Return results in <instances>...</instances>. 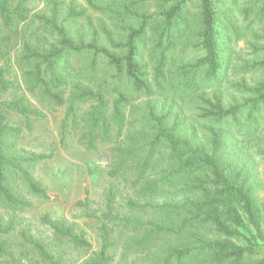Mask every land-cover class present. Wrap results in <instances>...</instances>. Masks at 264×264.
Here are the masks:
<instances>
[{
  "label": "trees",
  "instance_id": "obj_1",
  "mask_svg": "<svg viewBox=\"0 0 264 264\" xmlns=\"http://www.w3.org/2000/svg\"><path fill=\"white\" fill-rule=\"evenodd\" d=\"M83 1L91 9L104 10L112 17H120L121 22L132 19L136 24L125 26L115 39L113 31L98 21L97 28L90 32L87 41L82 32H78L74 39L69 36L64 22L81 18L83 10H77L70 2L66 16L60 21L65 13L64 2L48 0L46 7L49 14L38 13L31 18L28 34H23L20 53L12 58L0 49V62L4 65L0 67V109L26 118L32 115L44 117L38 110L27 106L22 98L2 99V95L14 86L5 77L14 67L31 94L38 93L55 107L67 106L66 117L72 115V121L79 130L78 142L87 150H94L98 143L117 140L111 148L114 162L110 175L126 176L131 171L136 177L134 183L142 187L139 193L143 197L128 199L127 207L132 211L152 209L162 215L158 220L143 221L113 214L110 195L107 210L101 214L103 218L91 215L101 224V244L85 264H111L114 260L110 252L113 246L111 230L102 219L128 233L117 264H264V253L258 256L257 247V241L264 245V199L259 197L260 186L250 175L248 158L242 161L233 156L238 143L232 142L237 128L241 129L240 117L245 108L248 109L245 120L252 126L255 123L254 112H264V81L256 87L240 84L239 89L252 98L245 102L232 100L228 105L217 92L211 95L202 92L199 81L202 77L217 80L219 75L224 74L230 60L226 40L221 35V19L226 12L219 11V0H197V30L191 46L195 54L185 61L178 60L174 55L177 43L178 46L184 43L181 35L173 34V27L174 23L185 19L184 9L193 0H110L104 7L101 6L103 0ZM143 2L157 3L160 12L148 13ZM12 3L11 0H0V22L5 29H10L15 20H28L23 0L14 5ZM113 8L119 9V12ZM158 19L160 23L153 31L155 38L150 37L154 39L151 57L156 59L151 78L147 64L142 62L139 45L150 25ZM87 23L92 27L90 21ZM100 37L106 45L102 44ZM72 54L91 56L88 61L90 77L96 72L98 59L102 58L106 67L114 70V78L125 82L132 95L116 89L120 87L116 84L113 88L116 99L110 102L101 85L93 89L82 85L81 81L72 82V89L67 91L70 82L61 63L65 56ZM169 61L176 64L182 62L176 66V75L170 70L167 75L164 74L163 68ZM260 66L264 67V60ZM79 74L84 75L83 72ZM174 89L178 95L172 98L168 90ZM136 94L144 99L141 112L146 128L140 132L143 137L138 141H143V146L138 149L133 136H126L128 145L118 140L123 136L126 125L123 111L131 107V99ZM84 103H89L88 109L77 113L75 104ZM185 108H191L196 113L195 121L203 125L199 143L196 142V132H190L188 136L180 132ZM5 119L0 114V198L12 205H25L4 184L5 169L12 165V160L3 155L1 142ZM231 126L235 129L232 130ZM62 127L65 129V122ZM156 152L160 154L161 178L151 180L147 176L150 174L148 167ZM134 158L139 159V165L134 163ZM43 159V155H37L28 161ZM24 178L29 190L46 196L45 190L27 176ZM165 182L174 184L171 199L161 198L165 192L160 184ZM78 204L86 205V202ZM42 221L54 234L66 238L75 248H91L83 234H75L71 228L52 222L47 217H43ZM11 229V224L6 228L0 225V234ZM23 237L44 261L59 264L53 261L41 244ZM5 255V241L0 236V258Z\"/></svg>",
  "mask_w": 264,
  "mask_h": 264
},
{
  "label": "rangeland",
  "instance_id": "obj_2",
  "mask_svg": "<svg viewBox=\"0 0 264 264\" xmlns=\"http://www.w3.org/2000/svg\"><path fill=\"white\" fill-rule=\"evenodd\" d=\"M47 1L23 0L22 5L28 10L27 21L15 20L10 29H5L0 22V38L3 39L0 42L1 50L8 52L12 58L20 53L23 34H28L31 18L38 13L49 14L46 7ZM62 1L65 4L63 7L65 13L60 17V21L66 16L67 5L70 2L77 10L84 12V15L77 20L64 22L69 36L74 39L78 32H82L87 41L90 32L97 28L98 21L105 23L113 31L112 35L115 39L125 26L136 24L132 19L121 22L120 17H112L104 10L91 9L85 5L83 0ZM109 1L103 0L101 6L104 7V4ZM11 2L14 5L18 0H11ZM142 4L148 13L157 14L160 12V6L157 3L143 2ZM113 9L115 12H119V9ZM184 10L186 11L185 19L181 22L177 21L173 27V34L181 35L183 38L184 44L178 46L177 43L174 50L175 57L180 61L192 59L195 54L191 50V46L195 42L194 33L197 30L198 1L193 0L187 4ZM219 11L226 12L221 19V35L226 40L230 60L224 74L219 75L217 80H208L203 77L199 79L201 91L206 95L217 92L225 105L230 104L232 100L245 102L252 97L239 89L240 84L256 87L261 81H264V67L260 66V62L264 60V0H219ZM88 21L92 27H89ZM159 23L158 19L150 25L145 34L146 37L139 45L142 62L147 64V71L151 78L156 59L151 57L154 39L151 40L150 37L155 38L153 31L156 24ZM100 38L102 44L106 45L103 38ZM114 52L119 54L118 51ZM177 59L176 61H178ZM90 60L91 56L87 54H72L62 59V68L70 82L67 91L72 89L73 83L81 81L82 85H89L93 89L101 85L110 102L116 99V93L113 90L116 84L120 86L116 89L131 94L127 90L125 82L114 78V70L106 67V62L102 58L98 59L96 72L90 77L88 75V71H90L88 61ZM172 61H169L163 68L165 75L168 70L177 74L176 66L182 62L176 64ZM2 66L4 65L0 62V67ZM9 71L5 77L11 80L14 86L2 95V99L22 98L27 106L38 110L37 112L44 114V117L32 115L26 118L13 111L0 109V114L6 118L2 122L4 129L1 131L3 155L12 160V165L5 169L4 184L13 196L25 203V205L21 203L12 205L0 198V225L3 228L12 225V229L8 233L0 234L5 241L7 251V255L0 258V264H50L44 261L33 246L25 241L23 235L41 244L52 256L54 262L85 264L87 258L97 252L101 244L99 229L101 224L91 215L101 216L106 212L110 195V198L113 199L111 203L113 214L143 221L162 218L158 211L152 209L132 211L127 207L128 199L143 197L139 193L142 187L139 183H134L136 177L131 171L126 176L110 175L114 162L111 148L117 144V140L105 144L98 143L94 150H87L78 142L79 130L72 121V115L66 117L67 106L55 107L38 93L31 94L22 83L16 68H10ZM82 72L83 76L79 74ZM79 75L81 77H78ZM168 93L172 95V98L178 95L175 89L168 90ZM143 102L144 99L141 95H133L131 107H127L123 111L126 116V125L123 128V136L118 139L128 145L126 136L128 138L133 136L137 149L143 146V141H138L143 137L140 132L146 130L141 112ZM75 106L78 110L77 113H82L88 109L89 103L75 104ZM132 108L135 110L131 112ZM110 111L109 108L108 112ZM247 113L248 109L245 108L240 117L241 129L237 128L232 139L233 143H238V149L233 156L242 161L243 159L246 161L248 158L251 165L250 175L260 186L259 197L264 199V112L263 110L254 112L255 123L253 126L245 120ZM195 114L191 108L183 110L180 132L185 136H188L190 132H196V142L199 143V139L203 136V125H199L195 121ZM64 122L65 129L62 127ZM231 129L234 130L235 126H231ZM140 153L142 152L140 151ZM160 154L156 152L149 162L148 171L150 174L148 173L147 176L151 180L161 178ZM37 155H43L44 159L36 162L28 161L29 158ZM132 160L136 165H139L138 158ZM24 176L35 182L40 189L45 190L46 196L29 190ZM173 185L168 182L160 184V188L165 192L161 198L171 197ZM78 202H86V205H79ZM43 217L71 228L75 234H83L91 248L88 250L75 248L66 238L54 234L50 227L42 221ZM101 218L103 217L101 216ZM102 220L111 230L113 246L110 248V252L114 256L111 264H117L128 233L112 222ZM257 242L258 256H261L264 253V245L260 241Z\"/></svg>",
  "mask_w": 264,
  "mask_h": 264
}]
</instances>
